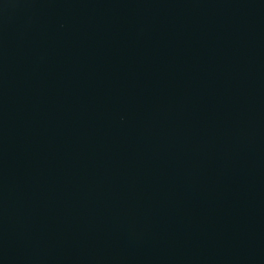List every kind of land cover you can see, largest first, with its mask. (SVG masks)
<instances>
[{
  "label": "water",
  "instance_id": "obj_1",
  "mask_svg": "<svg viewBox=\"0 0 264 264\" xmlns=\"http://www.w3.org/2000/svg\"><path fill=\"white\" fill-rule=\"evenodd\" d=\"M0 264H264V0H0Z\"/></svg>",
  "mask_w": 264,
  "mask_h": 264
}]
</instances>
